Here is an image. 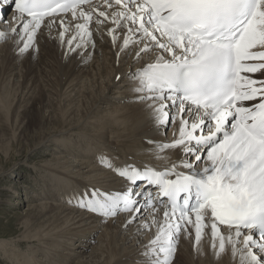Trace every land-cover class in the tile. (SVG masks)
I'll use <instances>...</instances> for the list:
<instances>
[{
    "label": "snow or ice",
    "instance_id": "snow-or-ice-1",
    "mask_svg": "<svg viewBox=\"0 0 264 264\" xmlns=\"http://www.w3.org/2000/svg\"><path fill=\"white\" fill-rule=\"evenodd\" d=\"M5 9L14 26L0 28V43L11 39L20 56L38 50L42 28L77 55L108 38L117 58L140 65L126 79L149 121L165 135L177 126L171 142L148 143L155 158L179 150L178 164L103 159L121 190L88 189L69 204L154 230L143 264H174L181 236L199 252L206 234L217 259L264 264V80L244 75L264 71V0H0V25Z\"/></svg>",
    "mask_w": 264,
    "mask_h": 264
},
{
    "label": "bare ground",
    "instance_id": "bare-ground-1",
    "mask_svg": "<svg viewBox=\"0 0 264 264\" xmlns=\"http://www.w3.org/2000/svg\"><path fill=\"white\" fill-rule=\"evenodd\" d=\"M6 10L8 9L4 11ZM14 16L15 12L9 11L8 16H5L7 23L0 25V28L9 31L14 26ZM56 36L57 31L42 28L37 37L38 50L29 52V60L32 64L43 61V65L45 64L50 72L43 69L40 74L58 78L59 89L55 95L57 99L54 101V98L44 99L38 94L35 95L36 89L31 88L24 78L18 89H15L17 93L14 104L11 96L7 94L3 96L0 92L1 124H8L7 129L9 126L15 127V130L19 129L18 102H26L23 109L26 115L23 118L28 119V125L23 131L28 130L29 133H26L27 146L24 151L30 155L45 150L48 156H53L45 164L40 163L38 168L44 173L34 174L39 176L35 183L37 181L38 187L43 189L40 192L34 189L39 195L30 194V191L25 189L26 200L31 201V204L28 206V212L20 216L22 224L27 227L25 234H28V242L37 241L47 247L39 250L36 248L38 253L35 255L34 249L20 251L17 242L15 245L3 244L0 245V249L4 251L0 253L1 262L66 264L73 259L75 264H143L140 253L143 246L155 235L154 230L138 234V225L125 226L124 221L127 217L123 214L117 215L114 219L103 220L97 215L75 209L67 201L80 189H85L83 193L88 189L103 192L121 190L122 181L113 172L101 168V161L109 160L107 154L119 158L122 151L127 156L126 159L121 157L122 161L120 165H116L117 167L135 164L141 168L148 166L163 170L178 164L181 159L179 150L165 153L162 159L155 158L153 146L148 143L149 140L171 142L177 126L170 127V131L167 130L165 135L163 128H157L149 121L142 106L134 100L126 79L127 75L140 65L134 64L130 55L127 57L121 55L117 58V49L108 38L97 39L94 49L77 55L68 53L55 39ZM13 48L11 39L0 43V64L3 58L11 55ZM43 51L50 54L41 53ZM153 56L154 54L145 56V61L151 60ZM34 67L35 65L30 67L31 71ZM31 71L28 70L26 77L33 74ZM244 75L264 80V71ZM1 128L6 129V126L2 125ZM2 131L0 134H3ZM30 143L32 144L29 145ZM100 147L105 151L100 153ZM8 151L10 148H4V155H7ZM5 159L10 160V154ZM94 162L96 164L99 162L101 167ZM176 170L184 171L181 168ZM64 178L69 179L66 188H63ZM49 186L52 188L54 186L57 190L54 191ZM41 196L48 200L38 202ZM162 213L163 208L157 213V220ZM98 232L100 233L97 237ZM193 240L194 236L187 240L181 236L175 255L178 259L182 254L184 261L181 264H235L230 252H226L219 259L214 256L210 249L209 235L206 234L202 239L199 252L193 250ZM95 242L97 246L87 253L91 244ZM50 244H53V247H49ZM61 246L65 254L59 253L60 249L57 250ZM40 255L45 257L44 260L39 257ZM174 264H177L176 259Z\"/></svg>",
    "mask_w": 264,
    "mask_h": 264
},
{
    "label": "rangeland",
    "instance_id": "rangeland-1",
    "mask_svg": "<svg viewBox=\"0 0 264 264\" xmlns=\"http://www.w3.org/2000/svg\"><path fill=\"white\" fill-rule=\"evenodd\" d=\"M5 16L6 17L8 16L7 11L4 12V17ZM41 53L50 54V52L48 51H43ZM29 54L30 53L20 56L16 52H14V48H13L11 55L6 59L5 58L2 59L1 61L2 65L0 64L1 65L0 66V92L2 93L3 96L5 94L11 96L13 98V104H14L16 102L15 95L17 93L15 89L16 88L18 89V86L22 84L23 78H24L27 84H29L31 88L36 89L35 95L38 94L40 98H44V99L54 98L53 100L55 101L57 99L55 95L59 89L58 78L56 79L55 77L41 75L40 73L41 71H43V69L45 71L50 72L49 69H46L47 66H44L45 64L43 65V61H38L37 64L36 62L32 64L31 61L29 60ZM11 58L13 59L11 60ZM33 65H35V67L32 68V71H31L30 67ZM28 70L31 71V73L33 72V74L30 77H26ZM25 103L26 102H23V103L18 102L19 108L17 110V113L20 116L19 121H18L19 129L15 130V127L11 128L10 126H9V129H7L8 124H1V121H0V132L3 130L2 131L3 134H0V148H1L0 149V170H1L0 171V245L8 244V243L15 245L17 242L19 243V245L17 246L20 251L21 250L24 251L27 248L34 249L35 251L34 254L37 255L38 253L37 250H39V248L45 249V247L47 246L43 245V243H37V241L33 243H31V241L28 242V239H27L28 234H25L27 232V227L25 224H22L23 221L20 220V216L25 215L28 212L29 210L28 206L31 204V201H28V199L26 200V196H25L26 190L25 189H28L30 191V194L32 193L34 195L36 193L34 192V189H37L39 192L43 190L42 188L38 187L39 184H37V181L39 180V176H35L34 174L44 173L43 170H41L38 167H40L41 164H45L53 156L52 155L48 156V153L45 150L44 151L42 150L36 153L34 152L33 154H30V155H27V152L24 151V148L27 146L25 142V139L27 136L26 133H29L28 130L23 131V128L28 125V119L23 118L24 115H26L23 113V109L25 108ZM9 119H11V114H9ZM2 125H5L6 129H2L1 128ZM6 130H9L10 132ZM167 130L170 131V128H168ZM1 135H3V137ZM31 144L32 143H30L29 145ZM20 146L21 148H19ZM4 148H10V151H8L7 155H4L3 153ZM100 149H99L100 153L105 151L104 148L102 147H100ZM120 152L122 153L121 157L126 159L127 156L123 154L122 151ZM9 154L11 156V159L6 160L5 158ZM104 154L105 152L103 153V155ZM107 156L109 155L107 154ZM67 157H70V156H67ZM121 157L119 158L112 157L114 159L113 162L116 161V163H121L122 161ZM117 160H120V162H117ZM96 162H94V164H96ZM20 163H23V164H20ZM96 165L99 166L100 163L98 162V164ZM32 167H33V170H32ZM104 170L111 171L108 168H104ZM55 177L53 176V178ZM35 179L37 180L36 183H35ZM63 181H62L64 185L63 188H66V186L68 187L69 179L64 178ZM49 188L53 189L54 191L57 190L55 189L54 186L53 188L52 186H49ZM80 191L84 192L85 189H82V190L80 189L78 192ZM36 195H39V193H36ZM45 198L46 197H43V196L39 197L38 202H45L44 200H48ZM33 199L35 198L33 197ZM29 225H31V223ZM35 232H39V231H35ZM99 233L100 232L96 233L97 237ZM51 241L52 239H50L49 242ZM52 245L53 244H50L49 247H53ZM96 246H97L96 242L92 243L90 246V250H88L87 253H90L91 249H93ZM36 248L38 249L36 250ZM61 249H62V246L61 248L59 247L57 250L59 251V253L63 254L65 251H62ZM0 253H4V251L0 249ZM39 257L42 258L43 260L45 258L42 255H40ZM175 259L177 260V264H181L184 261L182 254L179 256L178 259L174 258V261ZM73 261L74 260L71 259L69 262L68 261L67 262L65 261V262L66 264H75V261L74 262ZM0 264H5V263H2L0 259ZM6 264H11V263H6Z\"/></svg>",
    "mask_w": 264,
    "mask_h": 264
}]
</instances>
